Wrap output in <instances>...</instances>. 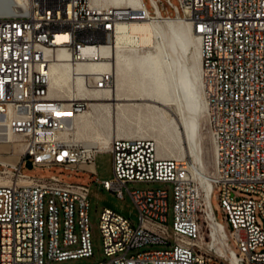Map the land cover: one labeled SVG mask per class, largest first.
<instances>
[{
	"label": "built area",
	"instance_id": "obj_1",
	"mask_svg": "<svg viewBox=\"0 0 264 264\" xmlns=\"http://www.w3.org/2000/svg\"><path fill=\"white\" fill-rule=\"evenodd\" d=\"M138 7L27 0L22 10L0 13V144L8 131L24 145L16 163L0 161V264H264V0H141ZM171 17L190 21L202 41L217 149L213 192L220 189L229 225L228 231L217 220L211 203L221 226L214 244L203 194L195 180L179 174L174 158L160 156L151 139L116 137L107 150L71 141L67 120L87 102L49 96L47 52L65 48L71 61L81 62L86 48L110 44L119 22ZM112 84L108 73L94 82ZM100 152L113 154L109 180L97 177ZM27 156L33 168L87 172L121 199L129 192L137 225L112 209L102 212L106 260L80 261L93 256L90 185L27 174ZM136 181L172 186V232L169 189L129 190L126 184ZM151 245L164 248L143 249Z\"/></svg>",
	"mask_w": 264,
	"mask_h": 264
},
{
	"label": "rangeland",
	"instance_id": "obj_2",
	"mask_svg": "<svg viewBox=\"0 0 264 264\" xmlns=\"http://www.w3.org/2000/svg\"><path fill=\"white\" fill-rule=\"evenodd\" d=\"M177 3V0H172ZM102 3L113 6H131L128 1L124 0H103ZM174 14L172 13L171 16ZM147 20V19H146ZM160 42V43H159ZM160 38H154L152 44L142 45L140 42L127 45L124 47V54L128 58V64L120 67V71L115 79V84L123 96L131 97V101H118L117 104L131 105L130 107L140 108L143 111L138 118H134L132 123H129L124 118L118 119L114 117L112 110L109 108L108 100H88L90 98H107L109 92L105 95H95L90 91H83L87 94L89 108L88 110L76 118V125L72 135L68 137L74 139L75 142L87 143L96 140L108 141L114 136L119 137H145L157 139L159 148L164 151L162 156L174 158L179 162L181 168L188 172L187 163L199 166L207 175H214V166L212 162L211 143L209 140V125L206 112L198 113V131L197 138L201 153L196 156L192 151L187 135L181 125L179 115L173 106L168 108L163 107L160 103L163 100H168L169 88L166 86L167 70L161 61ZM199 40L194 38L192 51H195L198 56ZM133 51V52H132ZM134 56H137L135 58ZM112 61V58L110 59ZM110 60H105L103 64L90 66L92 71L112 70ZM90 96V97H89ZM111 97V96H110ZM64 98H66L64 96ZM152 98V99H149ZM155 101V102H154ZM116 107V111H117ZM78 120H85L78 123ZM164 142L167 148L163 146ZM18 143L14 136H11L10 143L0 144V161L13 163L19 160L20 154H11L12 148ZM16 148V147H15ZM97 177L100 180L111 179L114 176L113 154L111 152H100L96 156ZM1 169V166H0ZM23 172L32 176L47 177L53 174L59 175L63 179L72 182H87L91 187L89 196V219L90 230L92 236L93 256L82 258L83 263H98L106 260L103 249V239L100 231V219L104 208L112 209L115 212L122 214L137 225L139 221V212L133 203L129 192L124 189L123 199L119 198L114 192L109 191L99 183L95 182V177L87 172H71L63 168L54 167L48 168H32L24 166ZM71 174V177L68 175ZM129 190H144V189H169L167 224L170 231H173V193L172 186L163 182H129L126 184ZM213 210L219 222L224 224L229 231L228 220L225 217L220 201V189H215L211 199ZM47 202H45V207ZM205 246V245H204ZM204 246H202L204 248ZM161 245H151L143 249L158 250L163 249ZM204 249H202L203 251Z\"/></svg>",
	"mask_w": 264,
	"mask_h": 264
},
{
	"label": "bare ground",
	"instance_id": "obj_3",
	"mask_svg": "<svg viewBox=\"0 0 264 264\" xmlns=\"http://www.w3.org/2000/svg\"><path fill=\"white\" fill-rule=\"evenodd\" d=\"M27 0H0V13H10L22 10L26 6ZM93 5L97 6H113L102 3L103 0H90ZM128 1L133 10H138V6L141 0H124ZM121 7V6H114ZM62 38V37H61ZM65 38V37H63ZM157 38L161 40V61L163 66L167 70L166 86L169 88L168 100H163L160 104L165 108L173 106L180 118V122L189 140L192 151L199 156L202 152L199 148V141L197 138L198 131V113L200 111L206 112L208 125H209V140L211 143L212 162L214 166V175H207L202 168L187 163L188 172H185L178 163V172L181 176L193 179L197 182L199 189L201 190L204 200L207 204V221L211 228V232L207 237L210 238L211 244H214L218 239V233L221 226L214 218V213L210 209L211 195L214 189L215 181V168L217 160V149L215 138L212 134L209 124L208 115V100L205 91L204 73H203V57H202V41L198 33H196L190 23L180 17L171 18H156L152 20L135 19L131 21H122L116 25L115 36L111 40L110 44L104 45L100 48L89 47L83 51V55L87 57V60L74 63L71 61L69 51L65 48L53 50L47 52V56L50 58L49 66V96L52 98H58L61 100H84L87 102L91 100H108L110 101L109 108L112 110L113 115L118 119L124 118L129 123H132L134 118L143 111L140 108L130 107L131 105H121L117 107L118 101H131L133 98L123 96L118 88V84H115L116 74L120 71V67L128 64V58L124 54V47L127 45L136 44L140 42L142 45L152 44L153 39ZM194 38L199 40L198 54L192 51L194 44ZM60 40V38L58 39ZM160 43V42H159ZM133 52V51H132ZM137 58V56H134ZM112 58V61L110 60ZM105 60H110L109 64L112 66V70H100L92 71L90 66H97L103 64ZM108 73L111 74L113 84L111 88H98L95 87L94 82L98 79L99 74ZM93 92L95 95H105L109 92L107 98H90L87 100L88 95L83 94V91ZM64 96L66 98H64ZM111 96V97H110ZM90 97V96H89ZM152 99V98H149ZM154 100V99H152ZM155 102V101H154ZM117 107V111H116ZM89 108V105H88ZM88 108L79 113L70 115L67 120V134L70 136L73 134L75 125L77 122V116L84 114ZM170 110V109H169ZM83 120L82 122H84ZM11 136H14L18 143L12 148L11 154H21L24 151V145L17 135L8 131L4 133V140L6 143H10ZM119 136H114L110 140H96L85 143L86 145H98L102 150H107L111 146V142ZM119 138H141L151 139L154 141L157 152L162 156L163 152L159 151L158 144L153 138L145 137H119ZM69 140L74 139L68 137ZM163 146L167 148L166 142ZM168 149V148H167ZM201 151V152H200ZM160 152V153H159ZM164 157V156H162ZM168 158V157H167ZM17 162V161H16ZM13 162V163H16ZM207 240L204 238L201 245H205Z\"/></svg>",
	"mask_w": 264,
	"mask_h": 264
},
{
	"label": "water",
	"instance_id": "obj_4",
	"mask_svg": "<svg viewBox=\"0 0 264 264\" xmlns=\"http://www.w3.org/2000/svg\"><path fill=\"white\" fill-rule=\"evenodd\" d=\"M26 167L29 168V169H32L33 168L32 167V163H31V161H30V159H29L28 156L26 157Z\"/></svg>",
	"mask_w": 264,
	"mask_h": 264
},
{
	"label": "crops",
	"instance_id": "obj_5",
	"mask_svg": "<svg viewBox=\"0 0 264 264\" xmlns=\"http://www.w3.org/2000/svg\"><path fill=\"white\" fill-rule=\"evenodd\" d=\"M115 71V74L117 75V72H116V70H114ZM83 120H78V123H81ZM156 140V142H157V144H158V136H157V139H155ZM158 148H159V145H158ZM159 151H160V148H159ZM160 153V152H159Z\"/></svg>",
	"mask_w": 264,
	"mask_h": 264
}]
</instances>
